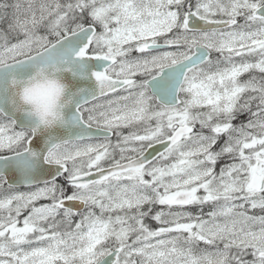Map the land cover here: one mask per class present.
I'll return each instance as SVG.
<instances>
[{"label": "snow or ice", "instance_id": "1", "mask_svg": "<svg viewBox=\"0 0 264 264\" xmlns=\"http://www.w3.org/2000/svg\"><path fill=\"white\" fill-rule=\"evenodd\" d=\"M0 264H264V0H0Z\"/></svg>", "mask_w": 264, "mask_h": 264}]
</instances>
